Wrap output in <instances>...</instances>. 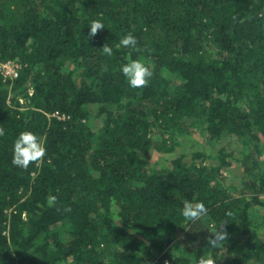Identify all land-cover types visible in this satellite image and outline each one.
Returning <instances> with one entry per match:
<instances>
[{"label": "trees", "instance_id": "1", "mask_svg": "<svg viewBox=\"0 0 264 264\" xmlns=\"http://www.w3.org/2000/svg\"><path fill=\"white\" fill-rule=\"evenodd\" d=\"M0 129V264H264V0H0Z\"/></svg>", "mask_w": 264, "mask_h": 264}, {"label": "clouds", "instance_id": "2", "mask_svg": "<svg viewBox=\"0 0 264 264\" xmlns=\"http://www.w3.org/2000/svg\"><path fill=\"white\" fill-rule=\"evenodd\" d=\"M90 31L87 38L95 37L99 30L105 27V24L101 20H92L88 25ZM120 46L124 48H137V37L131 33H128L120 38ZM102 54L107 57L113 55V47L108 43L104 44ZM121 71L127 79L128 84L132 88H141L148 83L153 72L150 66H148L141 59H132L129 62L124 63L121 66ZM3 130L0 129V135H3ZM46 153V147L42 140L32 131H22L15 139L13 145V159L12 163L21 169H28L32 162L39 161L44 157ZM56 197L50 196L48 198L49 206L56 203ZM208 212V209L203 201H185L181 209L182 216L189 222H195L202 220ZM215 238L210 239L209 243L216 247L222 242L223 235L220 232H215Z\"/></svg>", "mask_w": 264, "mask_h": 264}, {"label": "built area", "instance_id": "3", "mask_svg": "<svg viewBox=\"0 0 264 264\" xmlns=\"http://www.w3.org/2000/svg\"><path fill=\"white\" fill-rule=\"evenodd\" d=\"M2 71L5 76L16 77L18 76V64L15 62H7L1 65Z\"/></svg>", "mask_w": 264, "mask_h": 264}, {"label": "rangeland", "instance_id": "4", "mask_svg": "<svg viewBox=\"0 0 264 264\" xmlns=\"http://www.w3.org/2000/svg\"><path fill=\"white\" fill-rule=\"evenodd\" d=\"M201 143H203V142H201ZM200 144V143H199ZM193 145V147L194 148H196L197 146H199L198 144H197V142H194V143H188V144H185V145H183V146H181L179 149H178V153L179 152H190V151H193V148H191V146ZM175 153H177V151H175L174 152V154ZM188 156H190L189 157V159L191 158V154L190 155H188ZM236 171H237V173L238 174H241V172H242V170L241 169H236ZM233 176H229V178L227 179V181H228V183L229 184H233L232 182H234L233 180H238L237 178H232ZM234 185V184H233Z\"/></svg>", "mask_w": 264, "mask_h": 264}]
</instances>
